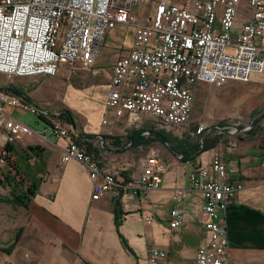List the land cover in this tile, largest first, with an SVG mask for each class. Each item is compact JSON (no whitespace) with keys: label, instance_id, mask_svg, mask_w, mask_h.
<instances>
[{"label":"built area","instance_id":"2783aa9c","mask_svg":"<svg viewBox=\"0 0 264 264\" xmlns=\"http://www.w3.org/2000/svg\"><path fill=\"white\" fill-rule=\"evenodd\" d=\"M152 1L154 12L147 13L143 0H0V75L9 79L51 77L61 65L92 68L108 33L118 25L132 26V48L113 68L102 125L124 119L128 128L149 124L156 131L183 137L201 83L224 88L230 82L248 83L253 73L264 72V2L248 0L252 18L235 33L242 0ZM136 8L142 9L141 14ZM17 110L43 115L49 121L44 137H70L71 129L58 118L0 88V147L5 149L32 133L13 117ZM206 130L201 126L197 134ZM146 156L136 181L107 172L85 146L73 141L61 162L86 166L93 200H99L103 193L121 197L158 189L165 164L158 154ZM227 173L226 163L216 155L210 169L195 170L190 176L192 190L206 201L208 217V238L198 250L197 264H229L223 215L243 186L227 182ZM186 197V191H175L177 202ZM171 215L170 226L178 228L184 211L174 209ZM168 255L162 248H153L148 264H164Z\"/></svg>","mask_w":264,"mask_h":264},{"label":"crops","instance_id":"0c3cea01","mask_svg":"<svg viewBox=\"0 0 264 264\" xmlns=\"http://www.w3.org/2000/svg\"><path fill=\"white\" fill-rule=\"evenodd\" d=\"M154 9L155 3L151 0L146 4V12L152 13ZM252 12L248 0H242L235 33L252 18ZM128 31H132L131 36L125 39L122 35ZM134 34V27L129 25H118L108 33L104 46L107 45L102 50L113 55L109 71L100 67L101 50L92 68L80 64L61 65L56 76L31 77L24 83L13 82L0 88H11L8 91L13 95L55 119L60 120L65 111H70L75 127L65 123L64 126L72 130L77 140L84 141L81 145L89 152L94 151L97 158L91 154L107 172L117 174L121 180H138L147 153L160 155L165 164L160 187L140 195L129 192L119 197L122 216L117 227L118 197L114 193H103L99 200H93V183L87 167L77 161L61 162L72 138L44 137L49 125L44 122V130L38 133L32 130L12 145L14 152L10 158L14 162L20 160L30 146L43 149L40 159L31 155L26 162L34 168L30 179L41 182L38 195L28 208L4 203L2 200L11 196V188L0 186V264H148L150 250L156 247L169 254L164 264H197L198 250L208 238V217L204 210L206 201L201 193L192 190L190 176L195 170L210 169L216 155L227 165V182L243 186L237 201L223 215L229 264H264V127L259 128L261 134L250 133L251 123L238 129L226 127L227 130H217L209 136L213 127L204 123L192 126L190 120L183 137H170L181 141L185 135L195 136L204 126L207 130L200 140L202 136L208 140L218 137V143L215 148L189 159H183L160 142L130 149V145L118 148L105 139L120 137L125 141L130 131L148 126L128 128L124 119L111 126L102 125L113 68L132 48ZM52 80L49 88L55 92L63 88L62 101L67 104L49 111L39 103L34 94L36 88L31 83ZM204 85L201 83L196 93ZM15 90L25 96L17 95ZM28 113L17 110L12 115L16 119L17 114ZM88 135L97 138L89 140ZM140 149L145 151L140 153ZM4 150L0 147V176L10 171L15 174L4 161ZM177 190L187 192L185 201L175 200ZM174 209L184 211V221L178 228L170 226Z\"/></svg>","mask_w":264,"mask_h":264},{"label":"rangeland","instance_id":"374dc122","mask_svg":"<svg viewBox=\"0 0 264 264\" xmlns=\"http://www.w3.org/2000/svg\"><path fill=\"white\" fill-rule=\"evenodd\" d=\"M149 1L143 0L147 4ZM141 12L142 9L136 8V13L141 14ZM131 32H125L122 36L125 39H129ZM101 55L103 60L100 67L105 68L107 71L111 70L109 63L113 55L105 50H102ZM28 80L31 79H8L0 75V85H10L13 82L17 85ZM53 81H49V83H31L36 88L34 94L40 100L39 103H43V107L49 111H53L55 107L67 104L66 101H62V98H64L63 88H60L57 92L53 88H49V85H53ZM197 93L193 107V115L191 117V125L195 126L197 124L199 125V123H204L210 128L213 127L214 130H212L209 136L214 131H217L215 128L218 126L238 129L243 126H248L257 120L256 125H264V72L253 73L249 83L230 82L224 88H217L205 84L199 87ZM16 119L22 122V124L25 123L28 125L36 133L41 132L45 128V123L33 112L24 115L17 114ZM138 157L139 155L135 159ZM32 169L34 168L32 167ZM23 178L25 179L26 177L22 176L21 179Z\"/></svg>","mask_w":264,"mask_h":264},{"label":"trees","instance_id":"16d2710c","mask_svg":"<svg viewBox=\"0 0 264 264\" xmlns=\"http://www.w3.org/2000/svg\"><path fill=\"white\" fill-rule=\"evenodd\" d=\"M6 89V88H5ZM11 88H7L6 90H10ZM15 93L19 96H25L24 93H21L18 90H15ZM30 101V100H29ZM39 119H41L43 122L48 123L49 122L44 118L42 115H39ZM60 120L63 122V124H67L70 126L75 127V119L73 114L70 111H65L64 114L61 115ZM147 128H142L138 130H133L128 133V135L125 137L126 140L123 141L119 138H110L105 137V139L111 140V144L124 148L126 145H130V149H137L140 146H149L151 143L154 142H160L162 144L168 145L176 154L183 157V159H189L194 158L196 155H200L201 153L207 152L213 148L216 147L218 143V137L211 138V140H208L207 137L203 139V141L200 140L201 134H195V136L191 135H185L184 139L181 141H178L170 135H168L164 131H156L153 127H151L149 124H147ZM219 127H225V126H219ZM259 125H255L252 131L250 132L252 135L255 133H262L261 130L259 132ZM149 133V135H147ZM70 137L72 138V141L78 144H83L82 140H77L75 134L70 130L69 132ZM222 136V135H221ZM87 139H96L97 136L94 135H88L86 137ZM86 142V141H85ZM92 151V150H91ZM90 153H93L91 152ZM14 152V147L8 146L4 150V161H6L8 164V169L12 168L16 173L12 174V172H7V174H4L0 176V186L2 187H10L11 188V196L3 199L2 201L4 203L10 204L13 207H23L28 208L30 206L31 201L38 195L39 185L41 180H31L33 170L30 165H28L26 162L30 159L31 155L35 156L36 158H41L43 149L40 146H30L28 149L24 152V156L20 158V160L14 162L11 160L10 155ZM96 152V151H95ZM94 154V153H93ZM95 155V154H94ZM96 157V155H95ZM97 158V157H96ZM22 176H25V179H21ZM115 214L117 217V227L121 224V216H122V208L120 204V198L118 197V200L116 202V208H115ZM124 244L127 246L126 241H124ZM128 247V246H127ZM129 249V247H128ZM130 250V249H129Z\"/></svg>","mask_w":264,"mask_h":264},{"label":"flooded vegetation","instance_id":"af4514ba","mask_svg":"<svg viewBox=\"0 0 264 264\" xmlns=\"http://www.w3.org/2000/svg\"><path fill=\"white\" fill-rule=\"evenodd\" d=\"M256 123L258 122V120L257 121H255Z\"/></svg>","mask_w":264,"mask_h":264},{"label":"water","instance_id":"95a60500","mask_svg":"<svg viewBox=\"0 0 264 264\" xmlns=\"http://www.w3.org/2000/svg\"><path fill=\"white\" fill-rule=\"evenodd\" d=\"M203 138V137H202Z\"/></svg>","mask_w":264,"mask_h":264}]
</instances>
